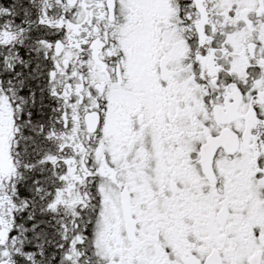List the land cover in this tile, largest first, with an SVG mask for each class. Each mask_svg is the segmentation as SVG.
<instances>
[{"label": "snow or ice", "instance_id": "obj_1", "mask_svg": "<svg viewBox=\"0 0 264 264\" xmlns=\"http://www.w3.org/2000/svg\"><path fill=\"white\" fill-rule=\"evenodd\" d=\"M0 264H264V0H0Z\"/></svg>", "mask_w": 264, "mask_h": 264}]
</instances>
